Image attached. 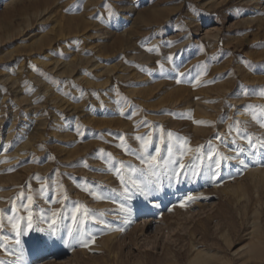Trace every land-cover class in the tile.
<instances>
[{"label":"rangeland","instance_id":"1","mask_svg":"<svg viewBox=\"0 0 264 264\" xmlns=\"http://www.w3.org/2000/svg\"><path fill=\"white\" fill-rule=\"evenodd\" d=\"M260 89L264 0H0V262L264 264Z\"/></svg>","mask_w":264,"mask_h":264},{"label":"snow or ice","instance_id":"2","mask_svg":"<svg viewBox=\"0 0 264 264\" xmlns=\"http://www.w3.org/2000/svg\"><path fill=\"white\" fill-rule=\"evenodd\" d=\"M110 15H113V13L110 12ZM245 95H250L249 92H245ZM259 95L264 96V89H260L259 90ZM249 107H253V106H249ZM238 123V122H237ZM172 133H167V136L169 138L172 137ZM137 140H140L142 142V147L145 148L146 150V146L149 143L148 139L146 137H136ZM248 139V143H249V147L252 149L256 148V145L253 143V141L251 140V138H247ZM163 142V141H162ZM185 143H187V141H185ZM260 147L264 148V142H262L260 144ZM187 151H193L192 149L188 148ZM194 151H196L197 153H200V149H195ZM167 152L169 155V160L168 161H163V158L161 157V159H157L158 157H160V150L157 148L155 151V155L152 154H146V155H142L140 157L141 159V163L142 164H146L147 165V172L150 176L155 177L154 180H149V181H144L142 183H137L135 180L132 181L133 186L135 187V189L144 197L148 198L150 197L152 194H154L155 192L159 191L161 186H162V180H161V175L165 172L169 173L167 175V179L169 181H176L177 183L179 182V177L182 175V171L185 169V165H183V163H179L178 164V168L181 171H177L176 167H173L172 165H176V161L172 160L171 157L173 155V147L171 145H168L167 147ZM200 157L197 156L196 159H199ZM209 160L212 159V156L210 155L208 157ZM231 159L230 157H221L220 159H216L213 161V163H211L209 165L210 169H214L213 174L214 175H219V171L222 167V160H228ZM241 163H243V161H241ZM131 167V166H129ZM197 173L195 170L192 171V175L195 176ZM38 178V177H37ZM125 192L128 193V196L130 197L131 195H133L134 193L129 192V190L127 189V187L125 188ZM23 195V194H21ZM189 200L191 199V197L188 198ZM28 202L29 204H31V197H28ZM184 206V205H181ZM55 215V214H54ZM23 218H19V219H15V218H10L9 219V223L11 224L12 228L16 230V235L17 237H19L21 235L20 232V227H21V223L20 221ZM53 224L56 223L55 219H53L52 221ZM4 227L3 222L0 221V229H2ZM27 228L31 229L32 228V220H31V213H29V218H28V222H27ZM37 231H40V229H37ZM55 229L52 230V232H54ZM52 232L47 233V235L49 236V238H53L52 237ZM72 233L69 232V236H71ZM82 243H84V246L87 247L88 244L81 241ZM16 244H20V240L16 239L15 241ZM0 248H3V244L0 243ZM5 251H7V249H5ZM0 264H4V262H0Z\"/></svg>","mask_w":264,"mask_h":264},{"label":"bare ground","instance_id":"3","mask_svg":"<svg viewBox=\"0 0 264 264\" xmlns=\"http://www.w3.org/2000/svg\"><path fill=\"white\" fill-rule=\"evenodd\" d=\"M242 161H243V160H242ZM234 163H235V162H234ZM240 163H241V160H240ZM243 163H244V162H243ZM246 167H247V166H246ZM179 193H184V190L181 189ZM179 193H178V194H179ZM182 197H183V196H182ZM178 198H179L178 196L172 198V201H171V202H174V201L177 200ZM189 206H190V205H189ZM192 206H193V205H192ZM160 207H161V206H159V205L157 206L158 209H160ZM160 210H161V209H160ZM117 220H118V219H117Z\"/></svg>","mask_w":264,"mask_h":264}]
</instances>
